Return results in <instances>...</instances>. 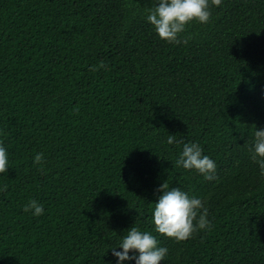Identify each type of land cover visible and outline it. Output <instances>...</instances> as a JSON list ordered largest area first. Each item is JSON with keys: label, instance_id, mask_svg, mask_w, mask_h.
<instances>
[{"label": "trees", "instance_id": "16d2710c", "mask_svg": "<svg viewBox=\"0 0 264 264\" xmlns=\"http://www.w3.org/2000/svg\"><path fill=\"white\" fill-rule=\"evenodd\" d=\"M152 2L0 0V264H115L109 249L133 225L168 248L161 264H264V179L250 159L264 128V0H221L178 45L146 23ZM188 142L216 162L215 180L175 165ZM163 184L201 198L211 230L155 233ZM29 200L44 214L25 213Z\"/></svg>", "mask_w": 264, "mask_h": 264}, {"label": "clouds", "instance_id": "9594fccd", "mask_svg": "<svg viewBox=\"0 0 264 264\" xmlns=\"http://www.w3.org/2000/svg\"><path fill=\"white\" fill-rule=\"evenodd\" d=\"M221 0H153L146 9L144 19L152 26L156 36L167 43L186 44L191 37H183L186 27L195 22L205 25L210 22L211 6H219ZM174 135L168 134L165 143L173 145ZM43 153L33 157L34 164H41ZM250 159L264 179V128L255 129ZM175 165L184 170L194 171L205 181L216 179V162L203 154L196 142L184 143ZM9 169V154L6 145L0 142V174ZM2 190V189H0ZM160 195L151 209V223L155 233L175 242L190 239L197 231H210L212 222L201 198L190 196L179 187L161 185ZM23 211L33 217L44 214V207L36 200H29ZM119 248L120 251L116 249ZM115 264H161L168 255V248L160 246L151 231L133 225L120 237L118 245L109 249ZM131 253V254H130Z\"/></svg>", "mask_w": 264, "mask_h": 264}]
</instances>
